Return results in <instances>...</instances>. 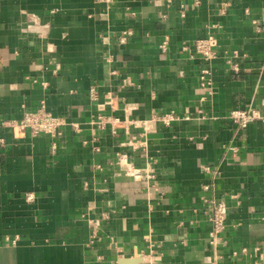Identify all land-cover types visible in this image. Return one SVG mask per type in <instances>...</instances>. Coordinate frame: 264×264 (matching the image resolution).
<instances>
[{
    "label": "crops",
    "instance_id": "0c3cea01",
    "mask_svg": "<svg viewBox=\"0 0 264 264\" xmlns=\"http://www.w3.org/2000/svg\"><path fill=\"white\" fill-rule=\"evenodd\" d=\"M207 32L209 62L188 51ZM41 102L66 121L54 148L5 122ZM247 106L264 0H0V264H264V121L228 118Z\"/></svg>",
    "mask_w": 264,
    "mask_h": 264
},
{
    "label": "built area",
    "instance_id": "2783aa9c",
    "mask_svg": "<svg viewBox=\"0 0 264 264\" xmlns=\"http://www.w3.org/2000/svg\"><path fill=\"white\" fill-rule=\"evenodd\" d=\"M199 1H196L198 3ZM129 30L123 31L122 35L119 37V42L124 43L127 40V37L130 35ZM166 39L163 40L159 46L162 50L166 48ZM217 38L214 33L207 32L203 37L197 38L194 40L192 47L188 50L191 56H197L204 60L211 61L217 57ZM186 49V48H185ZM238 56L237 51H233L231 54H226L228 58L227 61L231 64L232 69H237L236 64L232 62L231 58ZM45 84V83H43ZM200 85L206 89V91L211 94L212 92V81L209 77V69L204 68L200 74ZM203 99V98H202ZM177 115L173 112L165 113L159 116V120L164 123H169L172 120L177 119ZM228 118L232 121L237 129L246 128L248 124L257 120L264 121V111L255 107L247 106L245 108H234L231 109L228 113ZM109 121V118L104 116H98L96 120H92V123H97L98 127H103L104 124ZM8 126H10L16 135L21 134L22 132L28 131L31 135H46L50 138L52 148L55 147L54 138L58 137L61 134V128L66 124V121L63 117L57 116L49 112L45 104L41 102L39 106L32 110H25L21 117L16 119H9L5 121ZM109 122L113 125L120 123L121 120L118 118H113ZM143 121H137L136 124H142ZM74 127L75 124H73ZM116 130L117 126H112ZM232 150L233 146L229 147ZM125 165V162H124ZM126 170L135 178L143 179L146 175V170L142 168H134L131 165L126 164ZM27 200L31 198L30 194H26L25 197ZM225 212L226 206L221 201H214L211 205V212L208 216V220L211 222V229L209 231L210 242L216 244L220 239V234L225 229Z\"/></svg>",
    "mask_w": 264,
    "mask_h": 264
}]
</instances>
